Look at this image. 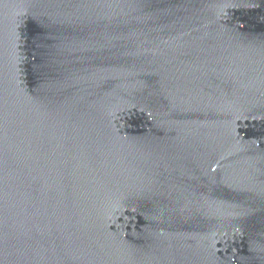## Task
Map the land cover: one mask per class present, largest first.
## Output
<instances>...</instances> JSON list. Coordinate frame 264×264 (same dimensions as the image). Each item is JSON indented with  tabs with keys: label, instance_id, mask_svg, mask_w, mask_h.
Returning <instances> with one entry per match:
<instances>
[{
	"label": "water",
	"instance_id": "water-1",
	"mask_svg": "<svg viewBox=\"0 0 264 264\" xmlns=\"http://www.w3.org/2000/svg\"><path fill=\"white\" fill-rule=\"evenodd\" d=\"M0 264H264V0H0Z\"/></svg>",
	"mask_w": 264,
	"mask_h": 264
}]
</instances>
